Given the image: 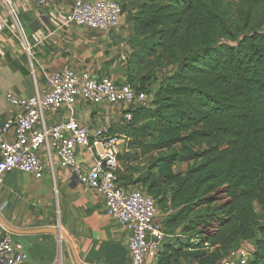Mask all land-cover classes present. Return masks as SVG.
Wrapping results in <instances>:
<instances>
[{
    "label": "trees",
    "instance_id": "obj_1",
    "mask_svg": "<svg viewBox=\"0 0 264 264\" xmlns=\"http://www.w3.org/2000/svg\"><path fill=\"white\" fill-rule=\"evenodd\" d=\"M141 1L137 10L122 7L132 29L129 83L146 56L174 70L126 124V136L150 155L145 172L132 179L140 168L126 166L118 174L164 204L168 234L185 236L167 239L157 264H179L187 248L197 264H222L246 241L254 245L249 264H264L255 210L264 212V0ZM152 77L135 88L149 93ZM178 160L188 162L185 171H175ZM219 189L228 197L221 204L211 196ZM196 207L203 210L194 218ZM212 221L217 229L208 234ZM194 226L202 230L191 233Z\"/></svg>",
    "mask_w": 264,
    "mask_h": 264
},
{
    "label": "crops",
    "instance_id": "obj_2",
    "mask_svg": "<svg viewBox=\"0 0 264 264\" xmlns=\"http://www.w3.org/2000/svg\"><path fill=\"white\" fill-rule=\"evenodd\" d=\"M71 5L72 0H50L45 5L22 0L15 17L5 16L0 31V124L18 111L7 100L8 92L31 97L46 87V73L65 65L119 85L129 82L133 49L128 13L119 29L102 33L65 26L63 17ZM164 75L160 72L161 78ZM144 86L153 99L160 81ZM129 107L80 98L72 109L45 112L44 121L51 126L75 119L92 130L106 127L112 134L126 135L122 114ZM76 153L83 165L92 164L84 147L78 146ZM40 157L45 164L41 178L18 169L0 176V231L22 246L31 264H77L75 253L83 264H130L131 232L107 213L103 196L63 168L54 152L42 148ZM49 227L60 228L71 241L58 232L39 231ZM244 245L254 247L252 241Z\"/></svg>",
    "mask_w": 264,
    "mask_h": 264
},
{
    "label": "built area",
    "instance_id": "obj_3",
    "mask_svg": "<svg viewBox=\"0 0 264 264\" xmlns=\"http://www.w3.org/2000/svg\"><path fill=\"white\" fill-rule=\"evenodd\" d=\"M36 1L45 5L50 0ZM22 0H0V31L5 27V16H16ZM124 12L116 0H72L64 14L65 26L77 25L95 32H109L120 28ZM46 87L31 97L7 93V100L18 107L17 113L0 124V176L14 169L41 178L45 164L40 157L42 148L54 152L59 164L78 175L81 182L103 196L107 213L131 232L128 240L130 264H157L169 238L185 237L181 233L168 234L160 218L156 199L142 189L126 187L119 178L121 169L119 155L126 135L112 134L109 128L90 129L75 119L48 126L44 113L61 107L72 109L78 99L111 104L130 105L123 112V121L133 119L132 106L148 107L151 97L147 90H138L129 82L119 85L109 78H96L88 73L77 72L65 65L46 73ZM13 137H8L9 133ZM82 146L90 154L92 164L85 166L77 158L76 148ZM219 198L226 202L224 189H219ZM172 209L167 214L172 213ZM162 216V215H161ZM217 227L207 230L214 233ZM195 236L192 242L198 243ZM253 249L240 246L231 251L222 264H249ZM0 264H31L22 246L7 233L0 231Z\"/></svg>",
    "mask_w": 264,
    "mask_h": 264
},
{
    "label": "rangeland",
    "instance_id": "obj_4",
    "mask_svg": "<svg viewBox=\"0 0 264 264\" xmlns=\"http://www.w3.org/2000/svg\"><path fill=\"white\" fill-rule=\"evenodd\" d=\"M116 1H118L122 5V7L126 8L127 10H137L140 3L142 2L141 0H116ZM152 46H153L152 43H150L149 45H147V49L152 48ZM136 50L140 51L141 48L137 47ZM141 52H146V51L144 50ZM145 54H147V53H145ZM152 60H153V57H149V56L145 57L144 65H142L140 67L139 71L136 73V75L132 81V84L134 86L140 85L139 80H140V77H142V76H146V75L148 76V75L152 74L153 77L149 80V82L150 81L155 82L156 80H158L161 83V81H162L161 79H164L166 76H168L167 75L168 73L173 72L174 69L172 67H163V68L159 67L155 63H153ZM148 61H149V63H148ZM160 72L166 73V75L163 76L164 78L160 77ZM151 100H153V99H151ZM139 138H140V140H144L147 137L140 135ZM138 146H139L138 141L134 137L130 138L129 140H127V143L125 146L122 145L123 149H122V153H121L120 158H119L121 166H122V169H121L122 172L125 170L126 166H136L137 168H140L137 170L136 169L131 170L130 175H131L132 179L138 178L142 173L145 172V168L148 165V162L150 159V155H145L143 153V150ZM187 165H188V162L178 160L176 163V166H175V171H182L183 172L187 168ZM122 172L119 174V178L121 177L120 180L124 184L125 180L122 178ZM128 187H135L138 189H142L143 191H147L146 188L143 187V185L141 183H133V184L129 185ZM211 196H213L212 198L216 203H219V204L223 203V201L219 198V196H220L219 193H213ZM156 201L158 203V207L160 210V218L163 217L162 221L166 225L167 220H166V215H165L164 204L159 202V199H157ZM201 210H203V209L199 210V207L195 208V211L193 214L194 218H196V216L198 215L199 212H201ZM255 210L258 214L259 220L264 221V212H263L262 208L259 205H255ZM216 223H217L216 221H212L210 224L206 225L203 229L208 230L211 227H215ZM167 230H168V228H167ZM198 230H202V226H197V227L194 226L193 228H190L191 233H196V232H198ZM172 244L175 246H178L179 244H181V242L179 240H177L176 242H173ZM194 254H195L194 251H191L187 248L186 249V255L179 260V264H197L196 259L194 257Z\"/></svg>",
    "mask_w": 264,
    "mask_h": 264
},
{
    "label": "water",
    "instance_id": "obj_5",
    "mask_svg": "<svg viewBox=\"0 0 264 264\" xmlns=\"http://www.w3.org/2000/svg\"><path fill=\"white\" fill-rule=\"evenodd\" d=\"M39 231L58 232L59 236H62L64 238H66L67 240L71 241L69 236L63 230H61L60 228L49 227V228L41 229ZM72 246H73V244H72ZM75 261H76L77 264H83L76 253H75Z\"/></svg>",
    "mask_w": 264,
    "mask_h": 264
}]
</instances>
